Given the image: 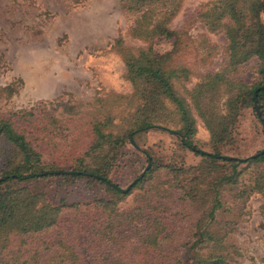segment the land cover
Segmentation results:
<instances>
[{"label":"rangeland","instance_id":"374dc122","mask_svg":"<svg viewBox=\"0 0 264 264\" xmlns=\"http://www.w3.org/2000/svg\"><path fill=\"white\" fill-rule=\"evenodd\" d=\"M124 1L82 0L72 4L69 0H0V119L9 120L26 141L36 144L45 160L70 162L82 154L94 139L91 126L95 121L105 125L104 133L119 135L125 118L135 110L134 88L125 76L115 41L133 54L148 44L159 54L171 50L170 40L155 35L150 40L133 36L134 17L124 11ZM217 1L181 0L165 27L180 33L178 52L172 54L171 64L183 66L189 75L180 85H173L193 119L191 141L206 152L211 150L208 132L186 93L204 74L218 72L228 60L225 35L207 32L200 16ZM256 64L252 58L239 65L229 79L252 85L257 80ZM223 101L220 98L218 102L221 113ZM132 140L137 149L126 143L109 172L114 185L124 190L150 166L140 151L151 157L154 168H165L151 174L142 188L113 200L115 222L125 220L114 234L124 230V237L106 239L115 241L111 244L101 238L100 225L109 218L101 208L91 205L96 199H109L103 186L86 179L31 182L25 186L52 205L75 204L81 208L64 207L57 223L45 231L11 235L0 251V264H163L172 259L177 250L174 246L185 239L186 229L175 230L167 246L155 249L136 242L143 230L140 227L136 231L135 226L139 223L149 228L142 219H166L174 212L172 205L182 207L178 190L169 186L175 178L167 170H173L176 181L186 185L202 166L201 158L184 149L175 132L148 128L135 133ZM263 148L255 115L250 108H242L231 139L221 152L242 159ZM229 170L225 165V171ZM250 172L248 168L242 176L246 178ZM204 184L198 185L200 195L209 191ZM226 188L218 189L223 206L216 219L218 223L233 221L227 226L223 244L234 247V255L225 264H264V193L252 192L238 204ZM157 203L170 210L152 212L148 207ZM206 206L193 211L191 218H199ZM188 219L175 216L166 220L171 228L176 223L186 226ZM223 226L215 228L223 234ZM68 244L75 248L66 249ZM70 253L78 257L77 262ZM12 255L17 262L11 261Z\"/></svg>","mask_w":264,"mask_h":264},{"label":"trees","instance_id":"16d2710c","mask_svg":"<svg viewBox=\"0 0 264 264\" xmlns=\"http://www.w3.org/2000/svg\"><path fill=\"white\" fill-rule=\"evenodd\" d=\"M79 4L82 0H69ZM181 0H125L123 9L133 16L131 32L142 40H150L155 35L170 40L169 52H154L148 44L145 49H137L131 53L123 50L119 41L118 51L126 68V78L134 88L133 98L136 107L133 113L124 120L119 135H111L102 131L104 124L95 121L91 126L93 140L89 147L70 162L60 160H45L38 151L36 144L26 141L25 136L15 130L9 120L0 119V251L5 249L11 235H32L45 231L57 223L59 214L67 205H52L41 195L33 193L25 184L48 180L86 179L104 187L109 199H96L92 208H101L109 220L100 225L101 238L124 237L126 231L114 234L116 228L122 226L124 218L115 222V201L127 196L132 189L143 187L150 175L164 169L154 168L151 157L140 151L145 161L150 163L143 173L135 177L126 191H119L108 175L118 159L120 149L126 144L133 148L137 146L132 136L148 128H158L175 132L181 146L200 157L202 166L195 170L194 175L184 185L176 181L173 170H167L173 175L174 182L170 187L179 192L177 195L181 205H172V217H188V222L181 226L173 224L170 228L168 220L159 217L142 219L149 228L139 224L135 230L142 227L137 243L155 249L168 245L175 230L186 229V237L178 242L175 256L163 264H225L234 255V247L224 245L223 239L229 230L231 222H217V212L222 208L219 197V186H225L233 194V201L238 204L252 192L264 193V148L253 155L238 159L221 152L220 148L230 141L233 128L242 108H250L255 115L264 140V1L262 0H219L211 4L200 16L207 32H222L226 39L228 60L218 72L204 74L201 81L186 93L192 108L203 123L209 135L210 151H201L193 145L191 138L195 131L193 119L185 99L180 96L173 82L180 85L189 75L183 66L171 64L172 54L178 52L180 33L167 30L166 24L177 11ZM256 59L257 80L252 85L229 79V75L250 59ZM255 93V94H254ZM254 94V96H253ZM120 99V97H118ZM223 98L224 113H221L218 102ZM222 100V99H221ZM130 99L129 102H131ZM257 115L255 114V109ZM225 165L230 170L225 171ZM251 168L244 178V170ZM175 173V172H174ZM177 174V173H176ZM207 181L205 184L204 182ZM204 184L208 192L199 194V184ZM197 219H192L193 211L203 208ZM185 204V205H184ZM174 206V207H173ZM68 209L81 208L80 205H70ZM152 212L170 210L164 204L148 207ZM180 221V218H179ZM224 225L223 234L216 225ZM125 226V225H124ZM126 227V226H125ZM111 244L115 241H107ZM111 242V243H110ZM70 247V248H69ZM75 247L67 245L68 250ZM203 250H206L202 253ZM70 258L78 261V257L70 253ZM12 262L17 258L12 255Z\"/></svg>","mask_w":264,"mask_h":264},{"label":"water","instance_id":"95a60500","mask_svg":"<svg viewBox=\"0 0 264 264\" xmlns=\"http://www.w3.org/2000/svg\"><path fill=\"white\" fill-rule=\"evenodd\" d=\"M255 94V93H254ZM254 94H253V96H254ZM254 109H255V106H254ZM255 114L257 115V112H256V109H255ZM146 168H148V165L146 166ZM131 185V184H130ZM130 185H128L124 190H121V189H118L119 191H126L129 187H130Z\"/></svg>","mask_w":264,"mask_h":264}]
</instances>
